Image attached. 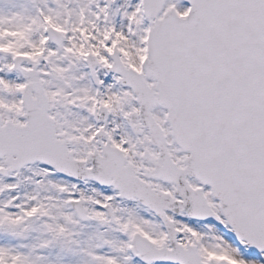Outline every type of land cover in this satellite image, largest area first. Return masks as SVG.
I'll use <instances>...</instances> for the list:
<instances>
[{
	"label": "snow or ice",
	"instance_id": "6c2138e0",
	"mask_svg": "<svg viewBox=\"0 0 264 264\" xmlns=\"http://www.w3.org/2000/svg\"><path fill=\"white\" fill-rule=\"evenodd\" d=\"M0 264H264V0H0Z\"/></svg>",
	"mask_w": 264,
	"mask_h": 264
}]
</instances>
